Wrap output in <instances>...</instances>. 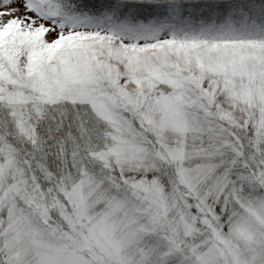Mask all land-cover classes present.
<instances>
[{
    "label": "snow or ice",
    "instance_id": "snow-or-ice-1",
    "mask_svg": "<svg viewBox=\"0 0 264 264\" xmlns=\"http://www.w3.org/2000/svg\"><path fill=\"white\" fill-rule=\"evenodd\" d=\"M0 264H264V0H0Z\"/></svg>",
    "mask_w": 264,
    "mask_h": 264
}]
</instances>
